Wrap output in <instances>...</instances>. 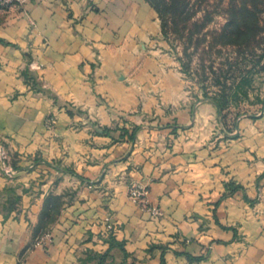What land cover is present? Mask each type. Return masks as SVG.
Returning a JSON list of instances; mask_svg holds the SVG:
<instances>
[{"label":"crops","instance_id":"obj_1","mask_svg":"<svg viewBox=\"0 0 264 264\" xmlns=\"http://www.w3.org/2000/svg\"><path fill=\"white\" fill-rule=\"evenodd\" d=\"M22 1L21 9L0 16V138L10 151L30 154L45 143L43 122L53 105L18 77L29 56L44 66L43 80L60 103L94 111L97 100L85 83L91 64L97 58L105 65L118 52L136 58L132 54L145 52L160 26L145 0ZM69 120L57 119L53 142L60 146L48 149L54 156L62 148L67 157L75 154L86 136L67 130ZM196 121L184 120L195 127ZM240 127L241 145L225 150L192 147L191 141L163 150L161 135L143 133L131 149L120 143L102 150L103 163L83 171L90 178L101 173L100 184L81 189L59 216L50 243L28 251L21 264H264V116ZM1 168L0 160V189L6 184ZM27 180L19 172L18 181ZM227 183L240 188L227 195ZM129 184L147 188L161 217L127 198ZM105 217L118 227L111 241L100 236ZM25 220L0 221V264H19L30 239Z\"/></svg>","mask_w":264,"mask_h":264},{"label":"rangeland","instance_id":"obj_2","mask_svg":"<svg viewBox=\"0 0 264 264\" xmlns=\"http://www.w3.org/2000/svg\"><path fill=\"white\" fill-rule=\"evenodd\" d=\"M188 1L189 15L178 21L177 28L169 24L167 37L157 16L160 34L145 44V52H134L136 58L127 59V53L118 52L117 59L107 58L105 65L96 58L85 78L97 100L94 111L60 103L43 80L44 66L31 56L25 61L18 77L28 92L51 100L53 109L45 116V143L39 151H10L9 141L0 138L1 174L6 180L0 189V221L21 217L29 222L30 239L19 264L28 251L37 246L44 249L50 243L59 216L83 187L100 184L101 173L90 178L83 171L103 163L102 150L120 143L131 149L141 133L161 135L163 150L177 144L183 147L187 141L196 148L225 150L241 145L242 121L254 122L264 116V0ZM23 5L21 0L3 8L0 16ZM227 23L241 27V35L232 37L239 45L222 44L220 34ZM222 91L228 96V105L219 115L213 99ZM18 96L15 93L11 98ZM59 115L70 119L67 130L86 135L77 141L72 157L63 148L60 156L49 151L60 146L53 142ZM102 115L109 117V123L102 122ZM192 119L197 120L196 127L184 122ZM123 130L134 132V139L122 138ZM19 172L27 175L25 183L18 181ZM60 185L64 187L57 191ZM127 198L151 217H161L160 209L148 202L146 187L129 184ZM153 209L160 215H154ZM33 216L35 224L31 223ZM102 221L101 239L111 241L118 227L109 217Z\"/></svg>","mask_w":264,"mask_h":264},{"label":"trees","instance_id":"obj_3","mask_svg":"<svg viewBox=\"0 0 264 264\" xmlns=\"http://www.w3.org/2000/svg\"><path fill=\"white\" fill-rule=\"evenodd\" d=\"M149 6L155 11L158 19L161 22V30L163 36L167 37V28L169 24L174 25L177 28L178 21L182 20L185 16L189 15V1L188 0H145ZM241 27L234 26L231 23H227L220 34V38L224 40L223 45H239L236 41L232 40L233 36L241 35ZM218 114L220 115L222 109L228 105V96L224 91L220 95H217L213 99ZM105 132H108L105 129ZM122 138L125 136L130 141L134 139L135 133H130L127 130H123L121 133ZM227 195H231L236 192L240 187L234 183L226 184Z\"/></svg>","mask_w":264,"mask_h":264},{"label":"built area","instance_id":"obj_4","mask_svg":"<svg viewBox=\"0 0 264 264\" xmlns=\"http://www.w3.org/2000/svg\"><path fill=\"white\" fill-rule=\"evenodd\" d=\"M20 2L21 0H0V10L19 4ZM153 214L157 216L160 215L159 210L153 209Z\"/></svg>","mask_w":264,"mask_h":264}]
</instances>
